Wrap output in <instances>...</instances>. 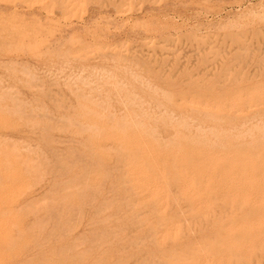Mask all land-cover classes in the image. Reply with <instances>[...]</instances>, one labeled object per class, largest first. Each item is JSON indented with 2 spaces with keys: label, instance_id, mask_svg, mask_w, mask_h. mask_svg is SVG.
I'll return each instance as SVG.
<instances>
[{
  "label": "rangeland",
  "instance_id": "obj_1",
  "mask_svg": "<svg viewBox=\"0 0 264 264\" xmlns=\"http://www.w3.org/2000/svg\"><path fill=\"white\" fill-rule=\"evenodd\" d=\"M133 263L264 264V0H0V264Z\"/></svg>",
  "mask_w": 264,
  "mask_h": 264
},
{
  "label": "bare ground",
  "instance_id": "obj_2",
  "mask_svg": "<svg viewBox=\"0 0 264 264\" xmlns=\"http://www.w3.org/2000/svg\"><path fill=\"white\" fill-rule=\"evenodd\" d=\"M107 108V107H106ZM107 111V110H106ZM36 159V158H35ZM51 203V202H50ZM134 264V263H133Z\"/></svg>",
  "mask_w": 264,
  "mask_h": 264
}]
</instances>
